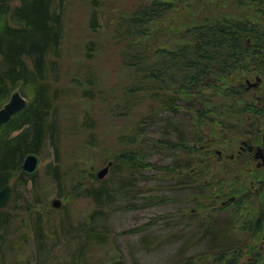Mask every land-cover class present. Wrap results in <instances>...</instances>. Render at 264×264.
<instances>
[{
  "label": "rangeland",
  "instance_id": "rangeland-1",
  "mask_svg": "<svg viewBox=\"0 0 264 264\" xmlns=\"http://www.w3.org/2000/svg\"><path fill=\"white\" fill-rule=\"evenodd\" d=\"M135 1H56L57 6L54 8L62 15L63 34L60 54L51 66L49 76L63 96L57 111L66 148L65 155L82 157L84 164L80 171L86 182L84 186L102 189L103 196L97 202L83 195L72 198L59 195L57 184L45 171L44 165L54 156L53 149L48 146L44 151V158H39L35 171L36 183L28 181L25 187L18 186L17 191L18 202L23 197L31 198L33 192L38 193L39 199L43 198L47 202L53 209L54 233L48 240H35L33 230L29 231L25 236L26 242L22 243L16 254L14 251H6L4 259L1 258L3 246H0V264H223L219 260L214 261L210 246H220L229 239L243 244L248 234H251L241 226L238 213L230 208L216 209L212 216L204 220V225L194 221L195 218L189 211L193 203L184 199L196 189L176 187V182L182 179L176 178L175 172L169 171L171 166L180 164L189 156L180 147L153 146L152 139L190 140L192 135H196L194 141H199L210 137L217 144L231 143L229 146L236 153L240 135L247 134L252 128L264 127V116L261 120L243 119L221 125L219 120L224 115L222 111H215L213 115L217 119H205L199 123L188 114L183 104L176 106L178 110L169 111L163 107L157 109L145 100L124 117L95 113L87 118L88 121L85 120V111L93 112L98 107L91 109L77 86L92 83L91 86L99 84L100 88L105 89L117 79L118 58L111 33L112 23L120 11L128 9ZM13 2L17 4L18 0ZM171 2L176 7L175 12L152 22V30L156 29L158 32L159 45L168 41V32L190 23V16L199 19L200 16L195 11L198 10L201 14L207 6L202 3L201 6H196V0H184L185 7L179 6L176 0ZM250 9L253 8L243 7L241 4L238 7L229 3L224 6L225 11H236L239 14ZM254 12H257L256 9ZM255 81L257 79L252 73L243 79L248 84L247 87L250 82ZM257 83L249 88L253 95H261L264 78ZM13 89L29 99V87L17 85ZM242 118L244 116L238 119ZM93 128L98 137H90ZM132 132L137 133V144L140 142L138 152L144 159L118 161L116 166L112 164L109 167L103 178H97L96 171L108 159L114 163L118 149L125 146L119 142L117 135ZM255 141L260 144L261 137ZM137 147L138 145H134V148ZM145 161L151 162L152 166L146 168ZM72 164L73 161H68V158L62 162L63 168ZM237 167L236 163L227 162L223 171H215L216 175L212 171L217 167H209V175L214 177L212 181L218 182L219 188L224 189L227 195L248 188L250 178L242 172L238 175ZM205 195L214 197L212 191ZM54 197L61 199L59 207L51 206ZM223 198L221 196L216 199V206ZM205 200L207 203L208 199ZM184 206L187 209L181 212ZM232 206H235L234 203ZM221 228L228 229H225L223 236L217 238L216 233ZM89 234L91 236L88 238ZM262 234L261 230L256 238L258 249L262 246L259 254H251L245 249L238 261H235V253L231 255L230 258L234 259L232 263L264 264Z\"/></svg>",
  "mask_w": 264,
  "mask_h": 264
},
{
  "label": "trees",
  "instance_id": "trees-1",
  "mask_svg": "<svg viewBox=\"0 0 264 264\" xmlns=\"http://www.w3.org/2000/svg\"><path fill=\"white\" fill-rule=\"evenodd\" d=\"M56 1L18 0L15 4L13 0H0V106L17 85L31 89L24 108L0 125V188L5 184L12 188L10 200L0 207L2 259L6 251L16 254L29 231L33 230L35 240H48L54 233L53 209L43 198L39 199L38 193L33 192L31 198L23 197L18 202L17 187H25L28 181L36 183L37 173L30 175L21 168L27 153L35 152L44 158L46 148L53 149V158L44 166L57 184L59 195L67 198L83 195L97 202L103 196L102 189L84 186L86 182L80 171L84 164L82 157L65 155L57 111L63 96L49 76L60 54L63 34L62 15L54 8ZM176 2L185 7L184 0ZM201 3L207 6L201 14L195 11L199 19L190 16V23L168 32V41L161 45L157 43L158 32L152 30V22L175 12L171 0H136L117 14L111 33L119 73L105 89L99 84L91 86L92 83L77 86L85 103L91 109L98 107L93 112L85 111V120L95 113L124 117L145 100L157 109L163 107L169 111H176V106L183 104L199 123L217 119L213 115L215 111L224 115L223 119L219 118L221 125L243 119L261 120L264 89L261 95H253L243 79L249 73L260 80L264 78V0H196V6ZM227 3L253 9L241 14L227 12L224 10ZM241 116L244 118L238 119ZM95 128L91 129L90 137H98ZM136 135V132L117 135L125 146L118 149L113 166L125 159H144L138 152L140 142L137 144ZM195 136L178 141L154 138L152 144L180 147L197 156L196 148L189 144ZM65 158L73 161L68 168L62 165ZM144 164L146 168L152 166L149 161ZM244 217L249 221L250 205L244 209ZM225 229L228 228L219 229L216 237L223 236ZM245 249L259 254L256 245L238 244L235 239L220 246L211 245L210 254L214 261L233 264L231 255L235 253L238 261Z\"/></svg>",
  "mask_w": 264,
  "mask_h": 264
},
{
  "label": "flooded vegetation",
  "instance_id": "flooded-vegetation-1",
  "mask_svg": "<svg viewBox=\"0 0 264 264\" xmlns=\"http://www.w3.org/2000/svg\"><path fill=\"white\" fill-rule=\"evenodd\" d=\"M254 86L251 85L247 88ZM260 137L261 143L259 144L255 140ZM217 143L214 138L210 137L193 141L191 145L196 148L197 156H194L193 151L183 150L186 156L189 157L182 160L180 164L176 163L175 166H171L170 170L175 172L176 178L180 177L182 179L177 181L175 186L196 189L193 194L187 195L188 197L186 196L187 198L184 199V201H192L193 203L190 205L189 211L195 218L194 221L201 224L209 216H212L216 209L230 208L238 213V220L242 221L241 226L251 232V234H248L250 236L245 238L243 244L256 245V238L261 230L263 232L261 240L264 243V130L260 127L252 128L247 134L240 135L236 153L233 151L234 148L232 149L229 146L231 143ZM227 162H234L238 165L236 169L238 175L241 172L248 175L250 180L247 189L237 190V193L231 192L227 195L224 189L219 188L218 182L212 181L214 177L209 175V167L212 165L217 167L212 171V174L216 175L217 172L215 171H223V167ZM211 182L212 184H210ZM229 188H232V186H229ZM211 191L214 197L210 198L205 195V193ZM221 196H224V198L216 206V199ZM178 199L177 195V201ZM205 199H208L207 203ZM236 201L238 205L232 206V203ZM248 205H250L252 213L249 221L244 217V209ZM186 209L185 206L182 207L181 212L186 211ZM260 249H262L261 245L259 246Z\"/></svg>",
  "mask_w": 264,
  "mask_h": 264
},
{
  "label": "water",
  "instance_id": "water-1",
  "mask_svg": "<svg viewBox=\"0 0 264 264\" xmlns=\"http://www.w3.org/2000/svg\"><path fill=\"white\" fill-rule=\"evenodd\" d=\"M248 81V80H247ZM257 81L259 77L257 76ZM255 82H248L249 86L257 84ZM26 98L18 91L14 90L10 93L9 98L0 106V125L9 120L13 115L19 112L26 105ZM244 142V141H243ZM39 163V156L35 152L27 153L21 162L22 170L27 174L35 173ZM112 165V160H108L102 167L96 171L97 178H103L108 172L109 167ZM12 188L9 184H5L0 188V207L5 205L11 197ZM61 205V199L54 197L51 200L52 207H59Z\"/></svg>",
  "mask_w": 264,
  "mask_h": 264
}]
</instances>
